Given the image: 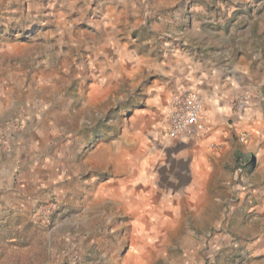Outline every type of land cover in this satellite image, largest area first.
I'll list each match as a JSON object with an SVG mask.
<instances>
[{"label": "rangeland", "instance_id": "374dc122", "mask_svg": "<svg viewBox=\"0 0 264 264\" xmlns=\"http://www.w3.org/2000/svg\"><path fill=\"white\" fill-rule=\"evenodd\" d=\"M194 57L253 76L209 175L157 96ZM0 264H264V0H0Z\"/></svg>", "mask_w": 264, "mask_h": 264}, {"label": "crops", "instance_id": "0c3cea01", "mask_svg": "<svg viewBox=\"0 0 264 264\" xmlns=\"http://www.w3.org/2000/svg\"><path fill=\"white\" fill-rule=\"evenodd\" d=\"M190 61L181 58L175 62L176 68L160 83L157 96L164 101V116L169 101L175 94L191 91L203 95L202 125L174 139V145L169 147L180 148L182 153L177 158L181 162L190 161V167L196 169V172L200 168L202 173L205 171L209 175L212 158L221 154L216 146L228 144L230 140V128L226 120L230 117L233 102L236 97L246 92L253 76L245 70H230L224 65L220 67L218 63L204 65L195 57ZM244 116L254 117L252 110L249 112L247 109Z\"/></svg>", "mask_w": 264, "mask_h": 264}, {"label": "built area", "instance_id": "2783aa9c", "mask_svg": "<svg viewBox=\"0 0 264 264\" xmlns=\"http://www.w3.org/2000/svg\"><path fill=\"white\" fill-rule=\"evenodd\" d=\"M204 97L191 91H182L169 101L162 119V129L166 136L177 139L202 125ZM244 140V138H242Z\"/></svg>", "mask_w": 264, "mask_h": 264}]
</instances>
